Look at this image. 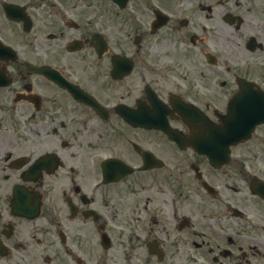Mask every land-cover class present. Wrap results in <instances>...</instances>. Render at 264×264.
<instances>
[{"label": "flooded vegetation", "instance_id": "1", "mask_svg": "<svg viewBox=\"0 0 264 264\" xmlns=\"http://www.w3.org/2000/svg\"><path fill=\"white\" fill-rule=\"evenodd\" d=\"M261 93L264 0H0V264H264Z\"/></svg>", "mask_w": 264, "mask_h": 264}]
</instances>
